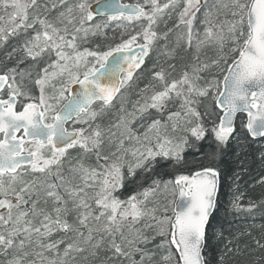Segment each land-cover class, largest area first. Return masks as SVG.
<instances>
[{"label":"snow or ice","instance_id":"1","mask_svg":"<svg viewBox=\"0 0 264 264\" xmlns=\"http://www.w3.org/2000/svg\"><path fill=\"white\" fill-rule=\"evenodd\" d=\"M94 2L95 10L90 0H78L66 6L54 21L36 15L29 22V9L37 8L38 0H0V11L5 13L0 15V43L25 36L20 49L24 57L17 66L0 72V209L4 210L0 212V254L9 257L6 264H69L73 253L92 249L95 256L107 238L116 260L144 264L149 257L141 245L146 246L149 237L135 225L148 218L154 224L146 227H155L160 236H171L169 244L176 246L182 264H207L202 249L206 225L216 206L220 175L216 169L207 167L191 175H178L175 181L154 180L127 200L115 193L124 186L125 167L128 177H133L137 169L148 168L157 157L177 165L184 162L188 138L174 142L169 138V126L173 133L180 129L197 141L210 132L217 145H226L235 131L237 114L244 113L246 123L242 127L252 138H264V0H230L222 7L231 20L218 25L204 21L207 26L197 47L217 45L219 58L211 65L198 63L171 80L170 72L153 65L152 78L159 90L153 86L136 113L143 116L149 109L163 112L176 98H180L179 110L169 112L167 123L152 120L143 137H133L129 126V117L135 118L136 113L121 115L113 127L122 129L121 136L135 139L138 146L125 148L121 139L111 156H101L105 129L98 121L144 65L160 36L155 31L159 18L166 10H175L181 0ZM59 3L64 5L65 0ZM199 5L200 0H182L178 13L177 27L187 28L178 39L186 38L189 47ZM97 16L104 22L90 23ZM113 21L125 28L139 23L141 28L107 50H99V45L97 50L81 47ZM227 42L231 47L225 51ZM25 59L33 63L20 68ZM221 63L226 68L222 69L223 80L213 78L201 85L200 73ZM33 86L38 88V96L32 95ZM206 99H211L219 111L218 122L210 129L204 125V116L212 113L205 109L202 115L197 110ZM76 149L84 155L96 153L97 160L104 161L103 170L85 167L77 160L68 170L71 175H66L64 162L70 160V150ZM129 154L135 160L126 164ZM161 193L165 199L169 194L173 199L159 204L156 198ZM41 201L50 203L51 209L40 207ZM150 202L156 206L148 208ZM168 204L172 205L171 216ZM233 206L244 210L239 204ZM254 207L249 205L246 211ZM58 232L76 237L62 251L65 241L52 239ZM256 246L261 255L255 264H264V243L257 240ZM163 259L170 261L171 256Z\"/></svg>","mask_w":264,"mask_h":264},{"label":"trees","instance_id":"2","mask_svg":"<svg viewBox=\"0 0 264 264\" xmlns=\"http://www.w3.org/2000/svg\"><path fill=\"white\" fill-rule=\"evenodd\" d=\"M164 2L166 0H160V3ZM222 2L223 0H200L199 10L196 11L192 24L193 43L191 47L187 45L186 38L178 39L187 32L185 26L177 27L182 0L175 10L171 8L166 10L155 27V31L160 36L155 41L149 56L145 58L144 65L134 75L133 79L137 81L135 90L149 87L147 91L150 94L153 91V86H155V90H159V85L152 78L153 65H156L157 70L163 67L170 72L169 80H171L178 79L185 70L191 71L193 65L207 63L208 61L212 62L213 58L215 59L217 54L215 43H204L199 48L197 43L203 39L205 27L207 26L204 21L206 19L210 20L214 16ZM53 4L60 7L59 0H38L37 8L29 9V13L35 12L41 16L42 10L49 8L43 15L54 21L59 13L52 7ZM8 11H11V9ZM208 12H212V15L206 16ZM0 15H5V13L0 11ZM103 22L104 18H95L90 23ZM140 28L139 23L130 24L125 28L119 22L113 21L109 23L108 28L103 30L102 34L90 36L86 43L81 44V47L97 50L96 46L99 45V50H107L108 47L115 46L122 40L128 39ZM29 32L31 31L29 30ZM165 33H167L166 38ZM18 37H9L8 41L0 43V72L17 66L16 61L18 59L11 52L12 49L22 43ZM138 42L143 43L142 40H138ZM201 47L203 51L201 54H197L200 52ZM9 53H11V56ZM159 61H163L164 64L161 65ZM230 62L231 59H229ZM171 64H174L175 72H171L172 69L169 68ZM19 67L22 68L23 65H19ZM200 75L202 78L205 77L204 72ZM223 75L224 72L218 77V80L222 81ZM32 95H39L35 86L32 87ZM146 96L148 95L146 94ZM117 99L103 118L98 121L101 125H104L113 116L114 104ZM178 107H180V98H176L163 112L149 109L148 113L162 121L168 117L169 112H175ZM205 109L212 113L211 116H204V125L206 129H210L214 122H218L219 111L208 99L204 100L197 108L202 115H204ZM245 119L243 115L238 117L235 131L226 145H217L210 132L206 133V137L200 141L190 136L188 140L192 141L188 142L183 150V163L177 165L171 160L160 159L151 170L145 173L137 170L133 177L125 178L124 186L117 195L120 199L123 198L124 191L134 189L133 184L135 183L137 185L135 190L137 191L142 187L147 188L150 182L154 180L174 181L178 175H191L194 171L202 168L211 167L216 169L220 174V188L216 207L206 232L205 253L207 264H255L256 258L261 255L256 246V241L260 240L261 243H264V138L260 140L252 139L246 129L242 127ZM111 143L110 136L105 134L104 144L100 150L101 156L108 155L112 147ZM86 159L88 161H98L94 152L86 155ZM98 162L104 164L103 159ZM234 203L239 204L241 209L244 210H237L233 206ZM249 205L255 206L250 212L246 211ZM107 244L104 243L95 256L90 255L87 259H84L83 256L87 253L80 254L76 261H79L78 264H128L127 260H107L108 254L105 252ZM144 247L148 255L152 256V259L155 260L159 257L160 243L156 238L149 241L147 246ZM172 251L178 259L174 249ZM221 257L224 258L223 261H221ZM136 258L139 260V255H136ZM176 263L179 264V261L176 260Z\"/></svg>","mask_w":264,"mask_h":264},{"label":"rangeland","instance_id":"3","mask_svg":"<svg viewBox=\"0 0 264 264\" xmlns=\"http://www.w3.org/2000/svg\"><path fill=\"white\" fill-rule=\"evenodd\" d=\"M92 1H94V0H90V2H92ZM76 2H78V0H65V4L64 5L60 4V7H55V11L58 12V13H60L61 11H65L66 6L72 5V4L76 3ZM229 2H230V0H223V2L219 5L217 11L215 12L214 16L210 18V20L213 22L214 25L224 24L225 21L232 19V17L229 14L228 10L222 7L223 4H226V3H229ZM48 10H49V8L46 9V10H42V15L41 16L43 17L44 16L43 13L47 12ZM36 15H38V14L35 13V12L34 13H29V17H30L29 22H31V18L36 16ZM58 16H59V14H58ZM226 28H227V25H225V34H226ZM30 31L31 32H29V30H28V35L29 36H31L33 34L31 29H30ZM18 38H19L20 41H22V43L19 44L15 48V49H17V51L13 52V49H12L11 53H14L16 58L18 60H20V59H22L24 57V53L22 51H20V49H21V46H22V44L24 42L25 36L23 34H21ZM228 47H231L230 42L226 43L225 51H227ZM102 49H104V48H102ZM215 49L217 51V54H216L215 59L213 58V60H216V59L219 58V50H218V47H217L216 44H215ZM202 51H203V48L201 47L200 48V52L197 53V54H201ZM11 53H9V54H11ZM17 61H16V64H17ZM32 63L33 62L31 60L25 59L24 63H22L20 65H23L22 68H28ZM159 63L161 65L164 64L163 61H159ZM211 63L212 62H209V61L207 62V64H209V65H211ZM172 65H174V64H171L170 66H172ZM170 66H169V68L172 69ZM222 69L223 70L226 69L225 65L223 63H221L219 67L213 66L208 71H205L204 72L205 73V77H203L201 79V81H200L201 85H203L206 80H211L213 78L218 80V77H220L221 74L224 72V71H222ZM171 72H175V71L172 69ZM136 84H137V81H135V79H133L130 82V84L124 88L125 91L123 90V92L119 95L117 101L114 104L115 110L113 111V116H111L107 120V122L104 125H102V127L105 129V134H108L110 136L111 141H112V143H111L112 147L110 149V152L108 153V156H111V153H113V152H115L117 150V148L120 146L119 145V141L121 139H123V141H124L123 146L125 148H133V147L138 146L135 139H128L126 136H121V132L123 131L122 129H117V128L113 127V125H115V123L117 122V120L119 119V117L121 115H125L126 113H136V109L139 107V105L143 104L144 98L146 97V94L150 95L149 91H145V89L147 88V90H148L149 87H145V88L143 87L141 89L135 90ZM37 90H38V88H37ZM38 94H39V92H38ZM208 100L211 101V99H208ZM122 105H123L124 112H121V106ZM177 110H179V107H178ZM177 110H175V111H177ZM129 119L131 121L129 126H130V128L132 130L133 137H135V136L143 137V135L147 131L148 125L151 124L152 120L159 119V118H154L149 113H146L143 116H141L139 113H136L135 118L129 117ZM159 120H161V119H159ZM167 122H168V117L165 120L164 119L162 120V123H167ZM98 123H100V122H98ZM194 124H195V122H193V126H194ZM109 129H110V132H109ZM179 131H182V130L178 129L175 133H173L171 131L170 126H169V138H172L174 140V142H179V139L181 137L187 136V138H189L191 136V134L189 132H186V131L179 132ZM113 133L115 135H112ZM191 141L192 140H188V142H191ZM69 157H70V160H66L64 162L63 169H62L66 173V175H71L68 172V170H69V168L72 165H74L76 163L77 160H80L85 165V167L96 168L97 170H100V171L103 170V167H102L103 164L102 163H99L98 161L97 162L88 161L86 159V155H84L79 149L70 150ZM160 159L164 160L162 158L157 157L156 160L154 162H152V164L148 168H140V169H137V170H141L142 172L145 173V172L151 170L154 167V165L156 164V162L158 160H160ZM134 160H135V158L132 157L130 154L125 157L126 164L127 163H134ZM69 164H71V165L69 166ZM124 172H125V177L127 178L128 177L127 167H125ZM162 181H171V180H162ZM76 182L78 183L79 181L77 180ZM151 184H152V182H150L149 185H151ZM121 189H119L115 193L116 196L119 194ZM143 189H144V187L139 188L137 191L135 189H130L129 191H124V193H123L124 197L121 198V200H127V198L129 196H131L133 193L141 192ZM117 197L119 198V196H117ZM156 199H157L159 204H166L168 201L173 199V197L169 194L167 196V199H165L163 193H161ZM153 206H156V205L154 203H152V202L148 203V205H147L148 208H152ZM40 207L47 208L48 210H50L51 209V204L49 203L48 205H45L43 203V201H41L40 202ZM168 208H169L168 215L171 216L172 215V205L168 204ZM93 210L95 211V206H93ZM3 211L4 210L0 209V212H3ZM152 224H154V222L151 221L150 219L142 218L135 225V227L137 229L141 230L144 235L149 237V241H151L152 239L156 238L158 240V242L160 243V247H159L160 248V254H159V257L154 260V259H152V256L148 255L149 258L145 259L144 264H178V263H176V260H178V259H176L175 255H174V253L172 251L173 247H172L171 244H169L170 235L169 236H160V235L157 234V231H156L155 227H146V225H152ZM52 239H55V240L63 239L65 241V244L61 245V251H62L63 247L66 246V244L68 242H72L73 240H75L76 237H75L74 233L65 234L63 232H58V233H53ZM105 243L107 244V238L105 240ZM144 246L145 245H141V247H144ZM91 252H92V249H89L88 251H86L85 253H87V255L83 256L84 259H87L90 255H92ZM105 252L108 254L107 257H106L107 260L115 259L114 257H112V253L108 249V244H107ZM85 253H83V255ZM169 255L171 256L170 261H165L163 259V257L169 256ZM73 257H74V259H70L69 264H78L79 261H76V260L80 257V254L73 253ZM8 258L9 257H7V256H5L3 254H0V264H6V261H7ZM135 259L137 260L138 258H136V256H135ZM139 259H140V257H139Z\"/></svg>","mask_w":264,"mask_h":264},{"label":"water","instance_id":"4","mask_svg":"<svg viewBox=\"0 0 264 264\" xmlns=\"http://www.w3.org/2000/svg\"><path fill=\"white\" fill-rule=\"evenodd\" d=\"M120 3H127V4H134V3H136V2H125V1H123V0H120ZM92 7H93V9L95 10L96 9V7H97V5L95 4V2H93L92 3ZM97 17H102V16H97ZM239 115H245L246 116V114H244V113H238L237 114V116H236V118H235V124H236V121H237V118H238V116ZM249 134V133H248ZM251 137V136H250ZM252 138V137H251ZM253 139H255V140H258V139H261V137H257V138H253ZM219 187H220V175H219ZM218 192H219V188H218ZM218 192H217V196H216V201H217V197H218ZM215 210V209H214ZM214 210H213V212H212V214H211V216H210V219H211V217H212V215H213V213H214ZM210 219H209V222H210ZM208 225H209V223H208ZM208 225H206V229H205V238H204V241H203V249H202V254H203V258H204V260H205V248H206V231H207V228H208ZM170 238H171V236H170ZM173 247H174V249H175V251L177 252V255H178V257H179V252H178V250L176 249V246L175 245H172ZM181 264H182V262H180Z\"/></svg>","mask_w":264,"mask_h":264},{"label":"bare ground","instance_id":"5","mask_svg":"<svg viewBox=\"0 0 264 264\" xmlns=\"http://www.w3.org/2000/svg\"><path fill=\"white\" fill-rule=\"evenodd\" d=\"M133 187H135L134 189H137V185H136V183L135 184H133ZM141 187V186H140Z\"/></svg>","mask_w":264,"mask_h":264}]
</instances>
